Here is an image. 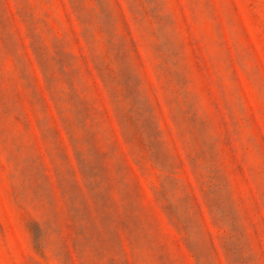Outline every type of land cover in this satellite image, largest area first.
Listing matches in <instances>:
<instances>
[{"label": "rangeland", "instance_id": "1", "mask_svg": "<svg viewBox=\"0 0 264 264\" xmlns=\"http://www.w3.org/2000/svg\"><path fill=\"white\" fill-rule=\"evenodd\" d=\"M0 264H264V0H0Z\"/></svg>", "mask_w": 264, "mask_h": 264}]
</instances>
